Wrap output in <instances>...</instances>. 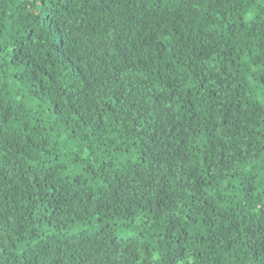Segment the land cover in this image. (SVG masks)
I'll return each mask as SVG.
<instances>
[{
	"label": "trees",
	"instance_id": "1",
	"mask_svg": "<svg viewBox=\"0 0 264 264\" xmlns=\"http://www.w3.org/2000/svg\"><path fill=\"white\" fill-rule=\"evenodd\" d=\"M264 264V0H0V264Z\"/></svg>",
	"mask_w": 264,
	"mask_h": 264
},
{
	"label": "snow or ice",
	"instance_id": "2",
	"mask_svg": "<svg viewBox=\"0 0 264 264\" xmlns=\"http://www.w3.org/2000/svg\"><path fill=\"white\" fill-rule=\"evenodd\" d=\"M55 264H63L62 258L57 257Z\"/></svg>",
	"mask_w": 264,
	"mask_h": 264
}]
</instances>
